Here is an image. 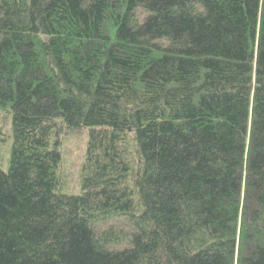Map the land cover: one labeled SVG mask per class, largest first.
I'll list each match as a JSON object with an SVG mask.
<instances>
[{
  "label": "trees",
  "instance_id": "trees-1",
  "mask_svg": "<svg viewBox=\"0 0 264 264\" xmlns=\"http://www.w3.org/2000/svg\"><path fill=\"white\" fill-rule=\"evenodd\" d=\"M0 112V264H264V0H0Z\"/></svg>",
  "mask_w": 264,
  "mask_h": 264
},
{
  "label": "rangeland",
  "instance_id": "rangeland-1",
  "mask_svg": "<svg viewBox=\"0 0 264 264\" xmlns=\"http://www.w3.org/2000/svg\"><path fill=\"white\" fill-rule=\"evenodd\" d=\"M9 118L7 114L0 112V161L5 163L8 158V150L10 147L11 140L10 130H9ZM75 136L71 137L67 142V149H66V164L67 166H75L79 163L80 158L83 154L85 139L84 137ZM4 141L2 142V140ZM2 142V143H1ZM73 167H69L72 169ZM76 169V168H75ZM75 182V180L73 181Z\"/></svg>",
  "mask_w": 264,
  "mask_h": 264
}]
</instances>
